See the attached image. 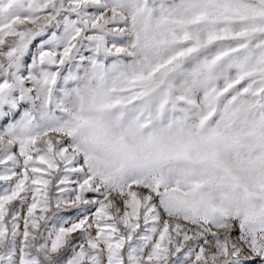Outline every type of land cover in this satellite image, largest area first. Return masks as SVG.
<instances>
[{
    "label": "snow or ice",
    "instance_id": "6c2138e0",
    "mask_svg": "<svg viewBox=\"0 0 264 264\" xmlns=\"http://www.w3.org/2000/svg\"><path fill=\"white\" fill-rule=\"evenodd\" d=\"M0 264H264V0H0Z\"/></svg>",
    "mask_w": 264,
    "mask_h": 264
}]
</instances>
